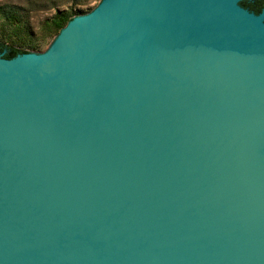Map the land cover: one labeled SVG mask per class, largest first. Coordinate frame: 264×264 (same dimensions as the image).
I'll use <instances>...</instances> for the list:
<instances>
[{
	"label": "water",
	"instance_id": "water-1",
	"mask_svg": "<svg viewBox=\"0 0 264 264\" xmlns=\"http://www.w3.org/2000/svg\"><path fill=\"white\" fill-rule=\"evenodd\" d=\"M103 0L0 53V264H264V10Z\"/></svg>",
	"mask_w": 264,
	"mask_h": 264
},
{
	"label": "rangeland",
	"instance_id": "rangeland-1",
	"mask_svg": "<svg viewBox=\"0 0 264 264\" xmlns=\"http://www.w3.org/2000/svg\"><path fill=\"white\" fill-rule=\"evenodd\" d=\"M102 1L0 0V40L31 53H44L60 33L53 25L59 11L87 14Z\"/></svg>",
	"mask_w": 264,
	"mask_h": 264
},
{
	"label": "trees",
	"instance_id": "trees-1",
	"mask_svg": "<svg viewBox=\"0 0 264 264\" xmlns=\"http://www.w3.org/2000/svg\"><path fill=\"white\" fill-rule=\"evenodd\" d=\"M79 15V12H75L73 14H70V13H65V12H58L54 17H53V25L57 28H59V30L61 31L62 28H64L66 26V24L72 19L74 18L75 16H78ZM28 51L21 48V47H18V46H15V45H12V44H9V43H6L4 41H1L0 40V53L2 54V56L4 58H13L15 57L16 55L18 54H22V53H27Z\"/></svg>",
	"mask_w": 264,
	"mask_h": 264
},
{
	"label": "flooded vegetation",
	"instance_id": "flooded-vegetation-1",
	"mask_svg": "<svg viewBox=\"0 0 264 264\" xmlns=\"http://www.w3.org/2000/svg\"><path fill=\"white\" fill-rule=\"evenodd\" d=\"M238 5L255 14L264 10V0H238Z\"/></svg>",
	"mask_w": 264,
	"mask_h": 264
}]
</instances>
